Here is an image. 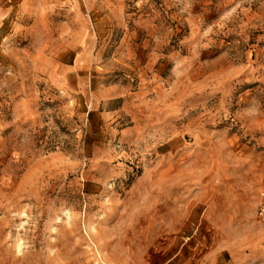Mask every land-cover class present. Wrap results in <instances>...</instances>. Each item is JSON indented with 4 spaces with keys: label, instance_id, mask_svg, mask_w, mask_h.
Returning <instances> with one entry per match:
<instances>
[{
    "label": "rangeland",
    "instance_id": "1",
    "mask_svg": "<svg viewBox=\"0 0 264 264\" xmlns=\"http://www.w3.org/2000/svg\"><path fill=\"white\" fill-rule=\"evenodd\" d=\"M264 0H0V264H264Z\"/></svg>",
    "mask_w": 264,
    "mask_h": 264
},
{
    "label": "built area",
    "instance_id": "2",
    "mask_svg": "<svg viewBox=\"0 0 264 264\" xmlns=\"http://www.w3.org/2000/svg\"><path fill=\"white\" fill-rule=\"evenodd\" d=\"M257 217L260 221L264 222V201L260 204L257 210Z\"/></svg>",
    "mask_w": 264,
    "mask_h": 264
}]
</instances>
